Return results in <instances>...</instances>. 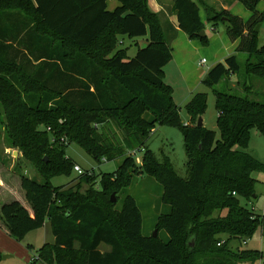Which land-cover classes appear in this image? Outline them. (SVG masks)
Returning <instances> with one entry per match:
<instances>
[{"label":"trees","instance_id":"1","mask_svg":"<svg viewBox=\"0 0 264 264\" xmlns=\"http://www.w3.org/2000/svg\"><path fill=\"white\" fill-rule=\"evenodd\" d=\"M109 1L0 0V104L5 113L23 114L21 119L13 115L16 122L7 117L6 126L28 159L52 157L49 163L43 160V183L21 176L30 210L11 200L0 205V219L16 240L49 223L54 243L44 244L32 264L260 260V252L234 250L232 245L251 239L264 219L242 204L257 198L253 175L264 173V164L246 152L252 131L264 135V102L233 94L229 79L236 76L250 94L253 81H264V46H259L255 32L264 21V11L257 9L264 0H237L251 13L247 21L203 0L174 1L178 28L190 39L205 45L208 41L200 36L205 31L203 6L207 22L216 27L226 19L230 41L238 42L237 55L216 65L202 80L214 92L219 135L197 126L207 109L206 93L192 96L185 106L189 124L181 123L164 72L172 61L170 41L176 33L170 38L162 16L151 11L148 0H117L120 5L113 11L108 10ZM120 36L134 42L146 38L147 45L140 48L135 42L138 50L130 58L119 48ZM240 54L247 56L243 67ZM222 81L226 90L215 89ZM157 126L181 131L186 178L178 175L163 151L157 155L150 149ZM65 143L78 145L99 164L117 159L123 163L117 172L102 176L101 190L92 183L93 172L78 177L89 185L84 193L80 186L54 188L50 178L70 173L76 165L65 159ZM138 151H143L140 166L132 156ZM138 175L163 187L162 202L171 211L159 216L156 229L168 234L167 243L159 234L144 236L142 213L133 196L127 195L122 208L116 209L118 195ZM113 194L116 203L111 201ZM102 246L109 250L102 252Z\"/></svg>","mask_w":264,"mask_h":264},{"label":"rangeland","instance_id":"2","mask_svg":"<svg viewBox=\"0 0 264 264\" xmlns=\"http://www.w3.org/2000/svg\"><path fill=\"white\" fill-rule=\"evenodd\" d=\"M119 5L116 1L109 3V11H113ZM237 16L242 17L245 21L249 18L246 17L248 11L243 5H238ZM259 12L264 11V2H260L257 7ZM260 29L258 33L259 46H264V21L259 24ZM219 32L225 30V25L219 24ZM212 35L210 34L209 37ZM121 44L120 50L126 52L127 56L133 58L137 53L138 46L144 48L147 45L146 38H139L135 42H138V46L134 41L129 40L125 36L119 37ZM247 56L245 54L239 55V61L242 67L245 64ZM207 62V61H206ZM211 66L207 63L205 67L201 68L203 72L207 73L208 68ZM201 72H196L195 76L197 80H190L192 84L190 90H188L186 83L178 81L173 86V98L176 106L180 109L181 123L184 125L188 124L190 116L188 115L185 106L190 101L191 96L195 93H206L208 96L207 109L205 114L198 118L202 119L203 126L207 129L218 132L217 128V111L215 109V96L212 89L207 88L198 78ZM195 78V77H194ZM230 85L233 86L232 93L236 95H250L252 99H258L264 102V81L255 80L252 83L253 92L247 93L244 89V83L238 80L236 76H232L229 79ZM194 82V83H193ZM229 83V82H228ZM196 84V85H195ZM195 85V86H194ZM217 90L225 91L226 83L222 81L216 86ZM23 112V110H21ZM7 114V115H6ZM17 114L19 119L22 118V113H5L3 106L0 104V205L9 202L11 200H20L21 203L30 210L25 193L21 188V176L25 175L29 178L35 179L39 183H43V178L40 175V170L44 168V161L48 160L49 163L52 160L50 155L44 154L39 157L40 160L35 158H27L26 152L18 144L17 137L13 135L14 132H10L7 128V117L8 120L15 121L13 115ZM151 118V115L148 114ZM23 121V119H22ZM21 123V122H20ZM19 123V124H20ZM196 126V123L193 124ZM44 126L39 127V131H43ZM66 144V143H65ZM149 147L157 155L163 151L169 155L173 161L174 168L178 175L182 178L187 177V157L184 147V139L181 131L175 127L157 126L151 139L149 140ZM246 152L253 158L264 164V135L260 134L257 130L252 131L249 146ZM65 159H70L82 170L86 172H93L95 176V188L98 190L102 189V176L104 174H113L118 171L119 167L123 163L122 159H117L111 162H102L101 164L95 162L81 147L76 144L68 146L66 144ZM143 152L137 154L134 157L135 163L140 166L142 161ZM75 165V166H76ZM79 175L72 171L68 173H61L50 178V184L54 188H60L65 186L66 189L76 188L80 186V191L84 193L89 185L81 183L78 178ZM253 177L256 180V195L257 198L253 201L248 202L242 200V204L249 210H252L255 214L263 217L264 216V173H254ZM163 187L155 179L148 176H135L131 186L123 190L118 195L120 201L116 206L117 210H120L123 205L124 198L127 195H131L135 198L142 213L143 228L142 232L144 236L151 237L157 231L156 225L159 216L169 214L171 211L170 206L162 202ZM49 224V223H48ZM0 228H5V224L0 219ZM159 238L164 242H169L168 234L162 230L159 232ZM54 241V236L51 232L49 225L46 228L34 231L26 236L22 240H16L11 236H8L4 231H0V253L3 256H10L11 258L3 260L0 264H32V260L37 256L39 249L46 243ZM234 250L240 247L242 250L258 251L260 252L261 259L255 262L244 263V264H264V219L257 229L256 233L251 239H248L245 243L239 244L238 242L233 243ZM102 252L108 251L109 248L106 246L101 247ZM37 264H45L39 262Z\"/></svg>","mask_w":264,"mask_h":264},{"label":"crops","instance_id":"3","mask_svg":"<svg viewBox=\"0 0 264 264\" xmlns=\"http://www.w3.org/2000/svg\"><path fill=\"white\" fill-rule=\"evenodd\" d=\"M114 1H116L117 4L120 5V3L117 0H111L108 2V8H109V3L112 2L114 3ZM174 1L175 0H148V4L152 12L156 14L159 13L162 16L163 24H164L163 26L166 29L167 33L169 34L170 38L172 37V33H176V37L175 38L172 37L170 41L173 57H172V61L164 68L165 81L172 88H174L173 86H175L178 81H183L184 83H186L188 90H190L192 86L190 80L193 79L194 82L197 80V77L195 76L196 72H201L198 78H200L202 82L204 77L212 68H214L219 63H223L227 58L237 55L236 48L238 42L234 43L230 41L227 35L228 24L226 21H224V19L220 23L225 25V30L222 32H219L218 30L219 24L218 26L214 27L207 22V15L203 6L201 7L200 10V16L202 22L205 25L204 33L207 36L208 41L205 45L202 44L199 40L190 39L185 33L180 31V29L178 28L176 22V16L172 12ZM203 1L208 5L215 7L219 11L220 10L229 11L234 16H237L236 13L239 12L238 5H242L237 0H203ZM248 16L249 18L251 17L250 11H248L246 17ZM248 19H246V21ZM210 34L212 35L211 37H209ZM203 59H205L207 63L211 64V66L208 68L207 73L203 72V70L201 69L205 66H200V61ZM148 114L149 113H146L144 117L148 121H152L153 120L152 115L151 118H149ZM164 154L167 155L166 153ZM171 162L173 164L172 159ZM47 226L48 224H46L44 228H46ZM1 230L4 231L8 236H10L9 231L6 227L0 228V231ZM51 243H54V241Z\"/></svg>","mask_w":264,"mask_h":264},{"label":"water","instance_id":"4","mask_svg":"<svg viewBox=\"0 0 264 264\" xmlns=\"http://www.w3.org/2000/svg\"><path fill=\"white\" fill-rule=\"evenodd\" d=\"M224 21H227L226 19H224ZM259 29H260V25H257L256 26V28H255V32L256 33H259ZM200 36L201 37H204L205 36V33L204 32H201L200 33ZM198 127H202L203 126V122H202V119L200 118L199 119V121H198V125H197ZM111 201L113 202V203H116L117 201H116V195L115 194H113L112 196H111ZM158 234H159V232L158 231H156L155 233H154V235H153V237H158ZM10 258V256H3V260H7V259H9Z\"/></svg>","mask_w":264,"mask_h":264},{"label":"built area","instance_id":"5","mask_svg":"<svg viewBox=\"0 0 264 264\" xmlns=\"http://www.w3.org/2000/svg\"><path fill=\"white\" fill-rule=\"evenodd\" d=\"M206 60L205 59H203V60H201L200 61V66H205L206 65ZM143 152V151H142ZM142 152H133L132 153V156L133 157H135V156H137V154H139V153H142ZM104 162H106L105 160H104ZM74 172H76L79 176H82V175H85V174H92V172H86V171H84V170H82L81 169V167L80 166H78V165H76L75 167H74Z\"/></svg>","mask_w":264,"mask_h":264}]
</instances>
